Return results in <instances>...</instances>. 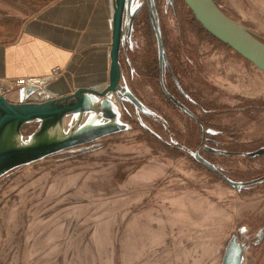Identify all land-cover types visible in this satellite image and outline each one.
Returning <instances> with one entry per match:
<instances>
[{"label": "rangeland", "instance_id": "rangeland-1", "mask_svg": "<svg viewBox=\"0 0 264 264\" xmlns=\"http://www.w3.org/2000/svg\"><path fill=\"white\" fill-rule=\"evenodd\" d=\"M139 1L118 89L7 127L58 137L0 150V264H264V72L182 0ZM214 2L264 44V0ZM194 116L232 151L190 149Z\"/></svg>", "mask_w": 264, "mask_h": 264}, {"label": "crops", "instance_id": "crops-1", "mask_svg": "<svg viewBox=\"0 0 264 264\" xmlns=\"http://www.w3.org/2000/svg\"><path fill=\"white\" fill-rule=\"evenodd\" d=\"M116 7L117 0H0V85L15 78L44 77L54 68L61 72L43 86L16 88L4 99L31 112L61 107L79 89L104 90L114 76L110 50ZM130 17L124 5L118 64ZM90 95H77L79 106Z\"/></svg>", "mask_w": 264, "mask_h": 264}, {"label": "water", "instance_id": "water-1", "mask_svg": "<svg viewBox=\"0 0 264 264\" xmlns=\"http://www.w3.org/2000/svg\"><path fill=\"white\" fill-rule=\"evenodd\" d=\"M198 24L213 38L228 46L240 57L264 72V44L256 40L247 33L238 24L232 21L219 8L214 0H182ZM124 6V0H117L115 19L113 25V37L110 50V60L114 70V76L109 85L101 92L91 89H79L73 94L74 104L61 107H46L34 111H22L10 105L4 97L0 96V133L4 127L11 122H27L33 118L51 117L60 115L69 109L80 107L77 95L90 93L102 95L114 90L120 79V67L117 61L118 38L121 24V15ZM70 99V98H69ZM68 100V99H67ZM17 130V126L15 128Z\"/></svg>", "mask_w": 264, "mask_h": 264}, {"label": "trees", "instance_id": "trees-1", "mask_svg": "<svg viewBox=\"0 0 264 264\" xmlns=\"http://www.w3.org/2000/svg\"><path fill=\"white\" fill-rule=\"evenodd\" d=\"M191 14V12H190ZM191 17L192 19L194 20V22L196 23V25L200 28V30L207 36L209 37L216 45L220 46V47H224L228 50H231L228 46L222 44L221 42H219L218 40H216L215 38H213L211 35H209L199 24L198 22L195 20L194 16L191 14ZM153 30H154V27H153ZM152 31V30H151ZM155 32V30H154ZM233 51V50H231ZM238 55V54H237ZM239 56V55H238ZM164 75H165V72H164ZM156 79L158 80L161 76H160V73L158 72V70L156 71ZM164 78V82L166 83V81L168 80V75L163 77ZM208 109V108H206ZM194 121H193V124H192V127H193V131L197 134L198 136V139L196 140L195 144H190V149L192 150H195V151H200L202 154H205V153H209V154H212L213 151H220V152H229V151H232L230 148H233L232 144H227L228 147H221V146H218L216 145V142H213L211 141L210 139H208V135H206V132L203 128V122L201 119L197 118L194 116ZM210 144V146H208ZM230 147V148H229ZM180 149V146H177L176 147V150ZM227 151V152H226ZM234 151V150H233ZM209 160V158H206L203 159V160H200L199 159V162H198V165L200 166H203V162ZM204 167V166H203ZM211 171V170H210ZM214 172V171H213ZM246 184L250 185L249 182H246Z\"/></svg>", "mask_w": 264, "mask_h": 264}, {"label": "bare ground", "instance_id": "bare-ground-1", "mask_svg": "<svg viewBox=\"0 0 264 264\" xmlns=\"http://www.w3.org/2000/svg\"><path fill=\"white\" fill-rule=\"evenodd\" d=\"M15 123H16V121H14V123L11 124V125H13L14 133L17 134V130H15V127H14ZM9 124L10 123H8L4 127L2 132L0 133V138L2 140L1 144H2V147H3L2 148L1 145H0V150L16 148V147H19L21 145H27L28 147H31V146H35L36 144H38L41 141L51 142V141L55 140L58 137V130L56 128H51V129H48L47 131H45L42 135H40L38 137L28 138L26 140V142H24L23 144H20V145L19 144H14V142L16 141V137L7 128L9 126Z\"/></svg>", "mask_w": 264, "mask_h": 264}, {"label": "built area", "instance_id": "built-area-1", "mask_svg": "<svg viewBox=\"0 0 264 264\" xmlns=\"http://www.w3.org/2000/svg\"><path fill=\"white\" fill-rule=\"evenodd\" d=\"M61 75L59 68H54L50 74L44 77H23L6 81L0 85V96L4 97L10 94L16 88H25L34 85L43 86L44 84L57 79Z\"/></svg>", "mask_w": 264, "mask_h": 264}, {"label": "flooded vegetation", "instance_id": "flooded-vegetation-1", "mask_svg": "<svg viewBox=\"0 0 264 264\" xmlns=\"http://www.w3.org/2000/svg\"><path fill=\"white\" fill-rule=\"evenodd\" d=\"M3 115V113L0 114V116Z\"/></svg>", "mask_w": 264, "mask_h": 264}]
</instances>
